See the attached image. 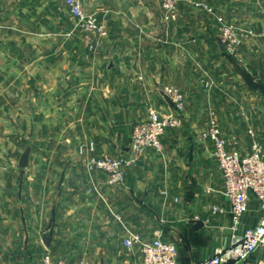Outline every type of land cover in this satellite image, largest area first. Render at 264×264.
<instances>
[{"label":"crops","instance_id":"0c3cea01","mask_svg":"<svg viewBox=\"0 0 264 264\" xmlns=\"http://www.w3.org/2000/svg\"><path fill=\"white\" fill-rule=\"evenodd\" d=\"M118 1L81 0L82 8L104 26L107 38L97 40L88 58L74 56L72 83L64 80L66 70L62 82L48 83L36 110L33 96L26 99L24 135L31 152L27 167L16 168L24 182L6 189L13 192V200L0 199V250L6 248L16 260L13 264H40L46 252L64 256L66 264H134L140 259L137 248L128 250L129 256L123 239L129 234L149 239L156 233L175 245L177 264H193L229 242L231 214L222 195L223 181L211 144L198 134L213 120L230 146L242 155L249 152L257 128L264 127V46L250 38L231 55L221 52L222 44L207 33L201 42L202 90L183 96V129L163 136L161 153L145 151L126 172L123 185L108 186L104 174L87 170L88 154L79 155L77 147L92 142L99 155H127L131 127L146 118L148 106L160 111L170 106L159 93L164 80L180 75L181 69L167 52L194 42L167 40L179 24L163 22L158 0ZM201 1L225 22L224 14L239 5V0ZM32 2L8 0V7L0 6V49L9 45L15 51L22 45L18 37L38 36L37 23L30 22L40 15L60 16L49 4ZM5 20L9 40L2 36ZM52 26L59 34V22ZM210 29L206 24L204 30ZM259 218V206L251 199L239 232L257 225ZM48 231L47 249L42 237ZM260 259L264 248L245 264Z\"/></svg>","mask_w":264,"mask_h":264},{"label":"rangeland","instance_id":"374dc122","mask_svg":"<svg viewBox=\"0 0 264 264\" xmlns=\"http://www.w3.org/2000/svg\"><path fill=\"white\" fill-rule=\"evenodd\" d=\"M79 1L81 3V0ZM124 1L119 0L118 3L121 5ZM133 1L131 0V2ZM158 1V7L160 8V0ZM0 2L2 8L9 6L8 0ZM32 4L40 7H46L49 4L50 8L60 12V16L52 14L40 15L37 21L30 22L37 23L35 24V29L39 31L38 36L33 37V39L30 36L18 37L22 45L15 51L9 45L0 49V199L8 200L7 202L13 200L15 196L13 192L8 193L6 189L16 188V186L24 182L17 176L15 166L27 142L24 135L26 99L28 100L33 96L36 110V107H39L43 90L47 89L48 83L51 86L62 82V78L67 72L66 70H68V73L65 76L68 78L72 76L74 56L81 55L82 60H84L93 55L95 44L98 40L95 39L93 41L94 45L90 47V44L84 40L79 30L75 27L74 20L71 18L68 9L63 5L62 0H47V2L46 0H33ZM238 4L235 12L224 14L227 23L233 24L238 33L243 35L241 43L251 38L258 40L264 46V0H239ZM61 10H66L67 13ZM85 13L92 15L86 11ZM3 17L8 18V16ZM57 22L60 24L59 34H56V30H53L56 27L52 26ZM4 24L5 29L2 31V36L5 40H9V21L5 20ZM50 24L52 25L50 26ZM172 24H179V27H177L172 37L168 36V41L172 40L174 43L175 40H182L186 43L193 40L194 42L184 47V49L177 48L175 52L173 47H171L172 51L167 52L174 55L175 63L181 69V74L165 79L162 85H164L163 87L169 85L179 90L183 96L195 90L200 94L202 90L201 67L203 59L201 42L207 37V33L217 39L218 24L214 15L195 11L190 3L179 5L177 20ZM206 24L211 26L210 32L204 30ZM256 24H259L261 28L256 29ZM25 37L29 38L27 43H25ZM106 38L103 37L99 40ZM11 57L14 60L16 59L15 63L11 61ZM63 72H65L64 75H62ZM68 78L65 79L64 77L65 82L72 83L71 77ZM71 86L73 85L71 84ZM26 90L30 91L29 93L31 94H28L29 96L26 95ZM15 120L17 123H14ZM182 129L183 127L180 125L177 128L168 130L165 134L174 136L176 132ZM256 134L254 141L258 142L262 147L264 154V127L257 128ZM209 191L211 194L212 190L210 189ZM6 252L5 247L0 250V264L15 263L16 260L11 259ZM126 252L130 256L132 251L127 250ZM28 257L30 261L33 260V256ZM52 257L55 260L65 261L64 256L57 255Z\"/></svg>","mask_w":264,"mask_h":264},{"label":"built area","instance_id":"2783aa9c","mask_svg":"<svg viewBox=\"0 0 264 264\" xmlns=\"http://www.w3.org/2000/svg\"><path fill=\"white\" fill-rule=\"evenodd\" d=\"M68 9L75 27L84 40L92 47L95 39L107 37L104 26L93 15H88L79 0H62ZM190 3L194 10L213 15L212 9L201 0H160L162 20L165 24L174 23L178 17L180 4ZM218 24L217 39L225 50L234 55L243 37L233 24L225 22L220 16H214ZM161 91L169 98L170 106L160 111L153 105L147 108L144 120L136 122L131 129L128 154L110 157L95 152L92 142L86 146H78L79 155L88 154L85 165L88 171H97L106 176L108 186H121L126 179V172L132 168L139 157L147 150L157 154L164 149L162 138L170 130L180 126L181 114L184 110V98L179 90L166 86ZM199 139L212 146V157L223 181L222 195L227 200L231 214L230 238L227 245L215 248L213 254L193 264H245L264 248V154L258 142L253 141L249 152L242 155L237 147L230 146L222 132L211 120L199 132ZM259 206L260 218L257 225L239 232L241 218L248 212L250 200ZM213 212L219 211L212 208ZM196 221V218L194 219ZM127 250L137 248L139 261L134 264H177V251L174 244L164 241L158 233L145 239L138 234H129L122 241ZM40 264H66L55 260L46 252ZM72 264H94L80 260ZM254 264H264V259Z\"/></svg>","mask_w":264,"mask_h":264},{"label":"water","instance_id":"95a60500","mask_svg":"<svg viewBox=\"0 0 264 264\" xmlns=\"http://www.w3.org/2000/svg\"><path fill=\"white\" fill-rule=\"evenodd\" d=\"M218 48L221 52H224L225 51V48L218 44ZM112 67V61H110L107 65V69H110ZM162 100L170 105V100L169 98L162 92L159 93ZM31 152V144L30 143H26L22 149V152L17 160V163H16V168L19 169V170H24L26 167H27V162H28V157H29V154ZM195 228H199L200 225L197 224L194 226ZM50 238H51V231H48L46 234L43 235L42 237V243L43 245L48 249L49 246H50Z\"/></svg>","mask_w":264,"mask_h":264}]
</instances>
